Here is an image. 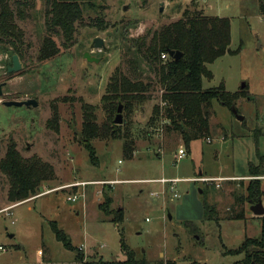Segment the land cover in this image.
Here are the masks:
<instances>
[{
  "label": "rangeland",
  "instance_id": "374dc122",
  "mask_svg": "<svg viewBox=\"0 0 264 264\" xmlns=\"http://www.w3.org/2000/svg\"><path fill=\"white\" fill-rule=\"evenodd\" d=\"M46 2L27 0L21 17L11 1L14 22L21 31L20 71L7 73L12 48L0 43V160L13 143L24 159L35 157L53 170V179L41 183L38 191L50 192L18 203L8 201V180L0 174V264H76V254L55 239L51 222L81 250L85 260H125L122 236L137 258L151 264L240 261L241 255L225 251L237 249L245 238H258L261 232L260 219L250 211L246 188L251 180L264 177L259 158L264 159V0H83L81 19L68 43L57 28L48 31ZM185 12L230 22L229 52L206 65L212 78L203 79V89L223 84L226 92L248 94L235 102V113L213 101L209 141L194 140L189 151L178 136L162 132L166 124L162 91L155 72L136 53L137 42H148L154 31L181 20ZM96 38L102 40L103 49H92ZM45 39L58 52L40 60ZM86 52L100 61L88 63L83 58ZM135 58L143 80L153 82V88L145 95L147 100L134 104L131 112L122 107L123 123L109 141L108 129L116 112L109 111L113 99L108 86L117 70L131 77L128 60ZM30 99L37 102L36 107L2 104ZM152 117L156 121L148 125ZM86 120L95 128L88 143L97 165L89 161L81 137ZM125 143L132 145L130 159L124 157ZM180 148L187 154L176 161ZM248 163L260 165L263 175L220 182L218 188L216 182H180L175 187L177 199L168 194L151 196L159 184L124 182L243 177ZM96 179L119 182L104 188L91 185L84 191L81 186L52 191ZM260 184L264 207V179ZM105 192L111 210L124 213L121 225L98 210ZM73 194L83 197L68 200ZM235 197L242 201L236 204ZM204 203L215 209L218 221L207 219ZM240 210L243 219L228 220Z\"/></svg>",
  "mask_w": 264,
  "mask_h": 264
},
{
  "label": "trees",
  "instance_id": "16d2710c",
  "mask_svg": "<svg viewBox=\"0 0 264 264\" xmlns=\"http://www.w3.org/2000/svg\"><path fill=\"white\" fill-rule=\"evenodd\" d=\"M11 1L16 4L21 17L24 15L22 8L27 6V0H0V43L9 45L12 48L11 55H17L21 59V31L14 22ZM46 1L45 18L48 31L57 28L59 36L65 43L71 42L75 23L80 21L82 16L80 3L83 0ZM229 44L230 22L228 19L206 17L195 12H185L181 20L154 31L148 42L146 40L137 42L136 53L139 59L155 72L156 85L162 91L161 100L165 103L163 120L166 121V124L162 126L161 130L168 137L172 134L178 136L187 151H189L192 141L205 140L209 137L211 133L209 120L213 101L231 108L235 106L239 97L246 98L248 95L245 91L233 94L226 92L223 84L214 89H203L202 87L203 79L212 78L206 65L229 52ZM170 51L180 52L181 58L179 60H173L169 56L167 60L160 58L162 54L168 55ZM57 52V48L50 40L45 39L40 47L38 58L40 60L48 59ZM128 66L131 77L117 70L112 83L108 86V93L113 99L109 108L110 113L116 112L119 104L125 111L131 112L134 104L147 100L145 95L153 88V82L147 79L143 80L137 58L128 60ZM156 113L157 108L155 115ZM86 121L83 124L81 137L89 161L93 165H97L98 160L95 157L94 149L88 143L89 139L95 135V128L89 121ZM155 121L156 119L152 117L148 121V125H152ZM119 126L111 123L108 129L111 138L116 136ZM126 143L123 153L126 159H130L133 153L132 145ZM259 158L263 164V157L259 156ZM247 170L248 175L253 178L263 175L260 165L255 167L249 163ZM0 174L8 180L7 199L11 203L22 202L39 195L41 183L53 179V170L48 163L35 157L24 159L13 143L7 146L5 155L0 160ZM246 192L247 201H251L252 204L261 200L263 192L260 180H251ZM103 195L104 201L99 204L98 210L110 217L113 224L121 225L124 220L123 211L111 210V199L106 192ZM234 199L236 204L242 201L240 197ZM204 210L207 219L219 220L215 217L216 211L213 207L204 203ZM243 217L244 212L240 210L235 215H230L228 220H240ZM260 221L261 232L258 238H245L237 249L225 251L231 255L242 256V259L235 264H264V216L260 217ZM50 226L55 239L66 250L76 254V264H151L145 258H137L135 253L127 248L122 236L120 243L125 260H85L81 250L79 251V248L71 244L69 237L57 227L55 222H51Z\"/></svg>",
  "mask_w": 264,
  "mask_h": 264
},
{
  "label": "built area",
  "instance_id": "2783aa9c",
  "mask_svg": "<svg viewBox=\"0 0 264 264\" xmlns=\"http://www.w3.org/2000/svg\"><path fill=\"white\" fill-rule=\"evenodd\" d=\"M169 55L167 54H162L161 55V59L162 60H167V58ZM165 121V120H163ZM166 122V121H165ZM209 141V139H207ZM186 150H184L183 148H180L178 149L177 151V154L175 155V160L176 161H180L182 160L183 158L186 157ZM227 179H213V178H206V177H201V178H189V179H178V178H173V179H168V178H160V179H157V180H145V181H141L142 183H153V184H159L161 186V189L159 191H154L151 193V196L153 197H166L167 194L168 196L171 195V197L173 199H177L179 198V195L175 192V187H176V184L180 183V182H201V183H211V182H216L215 183H212V184H215L216 187H219V183L220 182H223V181H226ZM117 182H113V181H100V182H76V183H73V184H69V185H65V186H62L60 188H57V189H54L52 191H55V190H63V189H72V188H78L79 186H81L82 190L84 188H86L87 186H91V185H99L101 186L102 188H104V186H112L113 184H115ZM50 192V191H49ZM98 194H101V192H97ZM42 194V193H41ZM39 194V195H41ZM37 195V196H39ZM77 195L79 194H73L72 197H67L68 200L70 201H75V199L77 198ZM35 196V197H37ZM81 197H83L82 195H79ZM0 250H3L1 247H0Z\"/></svg>",
  "mask_w": 264,
  "mask_h": 264
},
{
  "label": "water",
  "instance_id": "95a60500",
  "mask_svg": "<svg viewBox=\"0 0 264 264\" xmlns=\"http://www.w3.org/2000/svg\"><path fill=\"white\" fill-rule=\"evenodd\" d=\"M160 12H162V6H160ZM103 48H104V45H103V42L101 39L96 38L93 40L92 49L101 50ZM168 55L173 60H179L182 56V54L180 52H174V51L168 52ZM83 58L88 63H98L100 61V59L91 56L88 52L84 53ZM11 59H12V64L10 67L7 68L8 74L16 73V72L20 71V69H21V65H20L18 56L13 55ZM242 87L244 88V85ZM0 96H1V92H0ZM2 104L5 105L6 107H11V106H13V107H22V106L36 107L37 106V102L35 100H32V99L26 100V101H6V102H3ZM230 109L233 110V112L235 113L234 107H231ZM121 111H122V105L119 104L117 107V110H116L115 118L113 120V123L115 125H121L123 123ZM237 119L239 121L243 120V118L239 117V116H237ZM77 137H78V139H80V134L77 133ZM110 140H111V137H109V141ZM250 204H251L250 211L254 216H257V217L264 216V207L262 205L261 200H258L256 203H253V204L250 201ZM111 260L114 261L115 258H112Z\"/></svg>",
  "mask_w": 264,
  "mask_h": 264
},
{
  "label": "crops",
  "instance_id": "0c3cea01",
  "mask_svg": "<svg viewBox=\"0 0 264 264\" xmlns=\"http://www.w3.org/2000/svg\"><path fill=\"white\" fill-rule=\"evenodd\" d=\"M249 164V163H248ZM252 164V163H251ZM201 175V174H200ZM249 175H248V170H247V176H243V177H233V176H221V177H215V178H213V179H227L226 181H223V182H230V181H233V180H244V179H246L247 177H248ZM162 178V177H161ZM157 179H160V178H156V179H148V180H157ZM262 179H264V177L263 178H261L260 180H262ZM100 181H106V180H101V179H96V180H91V181H79V182H100ZM109 181V180H108ZM111 181H113V182H119V180H111ZM128 181H132V182H137V183H142L141 181H145V180H125L124 182H128ZM143 184H146V183H143ZM88 187V186H87ZM86 187V188H87ZM112 187V186H111ZM218 188V187H217ZM78 189V188H77ZM85 189V188H84ZM84 189H83V191H84ZM161 189V186H159V189L158 190H160ZM100 190V188L98 189V191ZM157 190V191H158ZM50 190H47V191H45V192H42V194H44V193H47V192H49ZM29 201V200H28ZM263 201V196H262V198H261V202ZM20 204V203H19ZM18 205V204H17ZM263 205V204H262ZM14 206V205H13ZM12 206V207H13ZM16 206V205H15ZM249 206H251V204H250V201H249ZM10 208V207H9ZM257 218H259L260 219V217H257Z\"/></svg>",
  "mask_w": 264,
  "mask_h": 264
}]
</instances>
